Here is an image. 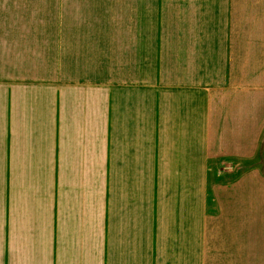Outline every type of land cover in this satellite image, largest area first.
<instances>
[{
    "label": "crops",
    "instance_id": "0c3cea01",
    "mask_svg": "<svg viewBox=\"0 0 264 264\" xmlns=\"http://www.w3.org/2000/svg\"><path fill=\"white\" fill-rule=\"evenodd\" d=\"M60 11L0 42V264H264V0Z\"/></svg>",
    "mask_w": 264,
    "mask_h": 264
},
{
    "label": "rangeland",
    "instance_id": "374dc122",
    "mask_svg": "<svg viewBox=\"0 0 264 264\" xmlns=\"http://www.w3.org/2000/svg\"><path fill=\"white\" fill-rule=\"evenodd\" d=\"M83 0H0V42L5 44L6 52L10 44L20 43L41 29H58L55 20H60L61 3L72 4ZM251 12L246 11V15ZM51 21H54L51 23ZM49 22V23H48ZM223 165L217 167V173Z\"/></svg>",
    "mask_w": 264,
    "mask_h": 264
}]
</instances>
